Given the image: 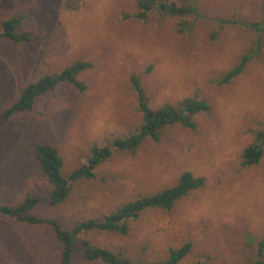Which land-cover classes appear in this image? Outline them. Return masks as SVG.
Listing matches in <instances>:
<instances>
[{"label":"rangeland","instance_id":"1","mask_svg":"<svg viewBox=\"0 0 264 264\" xmlns=\"http://www.w3.org/2000/svg\"><path fill=\"white\" fill-rule=\"evenodd\" d=\"M198 7L202 16L194 29L179 33L180 19L158 10L138 20L137 0H0V21L21 13V31L31 35L19 44L0 41V204L31 193L39 198L32 214L72 225L170 186L190 170L206 183L171 210L145 211L127 235L81 238L134 264L165 258L170 247L186 242L192 249L181 264H255L264 238V154L245 166L242 153L264 131V32L243 73L228 84L219 79L255 48L257 33L249 24L264 21V0H198ZM77 60L93 63L80 77L86 92L62 84L33 111L2 117L25 85ZM132 75L153 108L198 95L212 109L197 116L195 129L168 127L161 141H147L136 154L115 151L95 178L75 183L66 202L51 206L36 145L56 146L68 172L87 160L93 144L135 131L142 112ZM61 248L50 225L0 221L1 264H59ZM74 263L92 264L81 248Z\"/></svg>","mask_w":264,"mask_h":264},{"label":"trees","instance_id":"2","mask_svg":"<svg viewBox=\"0 0 264 264\" xmlns=\"http://www.w3.org/2000/svg\"><path fill=\"white\" fill-rule=\"evenodd\" d=\"M158 10L160 16H171L180 19L179 33H187L194 29L196 20L202 16L198 7V0H137L138 20H146ZM24 15L16 13L0 21V41L5 40L14 44L23 43L31 39L30 32L21 31ZM226 21H222L224 24ZM249 26L257 33L255 48L244 53L239 62L227 70L219 79L221 84H228L238 78L245 70L247 64L260 51L264 21H253ZM93 66L91 61L77 60L60 71L45 74L36 81L25 85L17 100H15L2 113L8 120L15 114L31 112L37 100L53 92L62 84H71L79 92H86L87 85L80 78L81 74ZM135 88L139 108L142 112V123L133 132L125 136L108 139L107 144H93L87 160L66 172L65 159L59 149L52 144L39 143L35 147L37 165L47 181V196L51 206H59L67 201L73 186L80 180H91L96 177V169L107 162L115 151H124L136 154L147 141L159 142L163 138V131L172 126L180 125L188 129L197 127V116L208 113L212 106L207 98L198 95H187L176 103H164L153 108L140 78L131 76ZM264 154V131L258 133L257 141L249 144L242 153L243 165L253 166L260 162ZM206 178L190 170L183 171L176 182L170 186L143 193L136 198L117 206L110 213L100 218H88L75 222L72 225H63L57 219L44 218L31 211L37 205L38 197L27 193L16 203L0 204V221L4 219H17L33 226L50 225L55 238L61 243L59 264H75L74 256L78 248L82 250V257L88 263L103 264H134L122 252L97 245L82 235L92 232H109L127 235L132 228V222L137 220L145 211L150 209L171 210L175 204L192 191L204 187ZM192 249L191 242L178 247H170L165 258L157 260H140L135 264H181ZM255 264H264V238L258 242L255 252ZM1 264V263H0ZM7 264H17L10 262ZM197 264V263H195Z\"/></svg>","mask_w":264,"mask_h":264}]
</instances>
